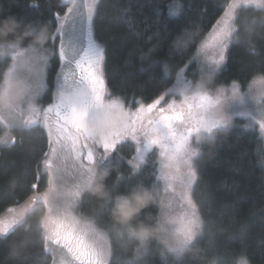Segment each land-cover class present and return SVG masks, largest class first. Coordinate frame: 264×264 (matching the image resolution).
<instances>
[{
    "label": "trees",
    "instance_id": "obj_1",
    "mask_svg": "<svg viewBox=\"0 0 264 264\" xmlns=\"http://www.w3.org/2000/svg\"><path fill=\"white\" fill-rule=\"evenodd\" d=\"M228 1L97 0L93 31L106 49L101 71L107 94L134 107L139 103L147 107L165 95L171 97L173 93L168 90L177 73L186 67L190 77L189 70L197 65L193 56ZM67 7L68 0H0L4 15L12 14L25 23H47L51 28L49 47L53 55L47 65L48 88L40 100L42 104L50 103L53 82L61 69L56 29ZM233 23L240 25L241 34L245 26L252 30V44L249 46L233 33L225 51L226 60L211 73L213 91L234 82L244 88L253 74L264 72V8L241 5ZM185 28L196 34L186 49L176 53L170 42ZM8 63L7 55L0 56V70ZM213 91L209 93L212 97ZM4 130L0 121V134ZM205 130L201 127L191 137L195 150L191 197L200 229L189 251L179 258L156 240L141 241L128 235L110 215L115 198L137 184L154 191L160 199L161 149L147 153L136 173L129 161L137 147L128 139L113 156L114 162L119 160L118 166L102 161L97 164L95 172H108L103 180L107 195L98 198L84 188L77 212L106 236L109 264H236L240 256L247 257L249 264H264V166L260 164L264 137L245 118L237 116L232 117L227 134H205ZM12 134V142H0V216L25 202L46 183L44 153L50 150L46 128L38 123L15 128ZM43 210L37 201L7 232H0V264L54 263L52 253L45 247L40 222ZM156 213L157 208L152 206L141 213V218Z\"/></svg>",
    "mask_w": 264,
    "mask_h": 264
},
{
    "label": "clouds",
    "instance_id": "obj_2",
    "mask_svg": "<svg viewBox=\"0 0 264 264\" xmlns=\"http://www.w3.org/2000/svg\"><path fill=\"white\" fill-rule=\"evenodd\" d=\"M264 8V0H246ZM233 33L237 39H243L251 46L252 30L245 26L243 33L240 25L230 20ZM191 29H182L170 42L174 52L186 49L195 36ZM52 31L47 23L23 22L13 15L0 19V56L11 55L8 65L0 70V120H15L20 112H30L37 107L35 93L45 84L46 66L53 55L49 47ZM211 74L204 75L190 82L184 91L191 94H209ZM236 91L228 98L239 101L246 95L252 104L264 107V72L253 74L248 81L246 94L239 91V83L234 82ZM90 97V91L84 82H62L51 93L50 105L64 110L80 109ZM115 101V103H113ZM211 132L227 134L232 126V117L225 112L222 100L210 105L203 113ZM127 110L118 98L106 100L104 104L88 107L79 123L81 138L90 144L103 145L112 140L126 125ZM207 129L205 134H207ZM264 166V157L260 159ZM108 175L107 170L93 172L83 184L86 190L93 192L98 198L107 195L103 184ZM155 206L157 213L141 218V213ZM116 225L127 230L128 235L138 240H156L177 258L185 255L190 249L191 236H183L175 231L174 217L167 211L157 194L149 188L137 184L128 192L115 198L110 212ZM236 264H249L245 256H240Z\"/></svg>",
    "mask_w": 264,
    "mask_h": 264
},
{
    "label": "snow or ice",
    "instance_id": "obj_3",
    "mask_svg": "<svg viewBox=\"0 0 264 264\" xmlns=\"http://www.w3.org/2000/svg\"><path fill=\"white\" fill-rule=\"evenodd\" d=\"M72 5L63 18L64 21H69L71 26L66 27L64 23H61L60 27L56 29L60 39L59 60L62 68L68 67L69 71L58 72L53 87L69 80L84 82L89 88L90 97L85 104L81 105L80 109L64 110L50 104L43 107V125L47 130L51 149V153H44L46 168L51 166L47 160L48 156L51 154L52 157H56L58 152L72 153L75 159L80 161L81 166L83 163L92 164L97 158L103 163H114L118 166L119 160L114 162L113 156L118 152L119 146L130 137L140 145L136 149V157L129 161L133 173H136L140 170V165L144 163L146 154L154 148L161 149L163 153H175L189 147L193 132L199 131L201 127L207 129L209 133L211 132V126L204 122L203 113L210 105L217 103L220 98L219 96L214 98L210 94L187 95L184 89L190 86V81L181 75L182 69L177 73L176 85L171 91L183 97L182 103L186 105V111H176V102L173 101L168 104L167 109L159 108L158 119H148L147 128L144 127L147 117L144 115L143 107L137 109L135 118H131L127 111L128 120L125 127L112 140L100 145L102 152L98 148L88 145L81 138L79 132L80 120L88 107L104 104L106 100L112 98L106 94L105 79L101 71L106 49L94 37L93 8L95 0L93 3L85 4L86 18L80 13V6L76 4V0H72ZM30 6L35 7L36 5L30 4ZM5 16L7 15L0 12V19ZM230 20L231 16L229 15L224 19L223 27L217 33L216 46L220 49L219 60L215 61L217 65L226 60L224 50L228 47L233 35ZM47 88L48 85L45 83L37 89L35 93L37 107L32 110L33 118L24 120V125H35L40 122L41 108L38 102L46 94ZM236 90L234 84L232 91ZM159 104V99L149 103L147 112L152 113ZM123 106L125 107L124 103ZM137 120L140 121L139 128L136 127ZM182 127L183 130L179 131ZM261 127L264 128V124ZM141 133H143L142 138L138 139ZM53 145H59V149ZM14 223L15 221L12 220L5 224L4 231L7 232ZM44 228L45 239H50L54 244H60L66 248L72 258L79 261L80 264H109L110 250L106 248L103 238L97 234L93 225L81 226V222L75 217L71 221L64 217L55 227L49 228L45 223Z\"/></svg>",
    "mask_w": 264,
    "mask_h": 264
},
{
    "label": "rangeland",
    "instance_id": "obj_4",
    "mask_svg": "<svg viewBox=\"0 0 264 264\" xmlns=\"http://www.w3.org/2000/svg\"><path fill=\"white\" fill-rule=\"evenodd\" d=\"M90 3H93V0H76V4L80 6L79 11L85 18L87 16V8L85 7V4ZM96 3L97 0H95V5ZM241 5L257 6L252 3H247L246 0L228 1L218 19L206 33L205 37L201 40L196 53L193 56V59L195 60L197 65H195V68H193L192 70H189L190 77L186 74V67L182 68L183 72L181 73V75L188 81L191 82L193 80L199 79L204 75L211 74L223 64V62H221L219 65L215 63V61L219 60L220 52V49L216 46L217 33L219 32L220 28L223 27V21L227 16L230 15L231 20L234 22L235 11ZM72 6V0H68V7L65 14ZM65 14L62 16L60 25L61 23H64L66 27H70V22L64 21L63 19ZM225 51L226 49L224 50V53ZM7 56L9 57L10 62L11 55ZM72 67L74 68V65ZM60 71L67 72L69 71V68H62L61 66ZM176 78L177 75L172 87L168 90V92L173 93L171 89L176 85ZM232 89L233 85L228 88L213 91V95L214 97L219 96V98L222 100V105L226 113H228L231 117L237 116L245 118V120L250 125L255 126L264 137V128L261 127V125L264 124V107L259 104H252V102L246 95H242L239 101L229 100L228 98L233 94ZM239 90L240 92L246 94L247 86H245L244 88H241L240 86ZM187 95L191 96V93H187ZM109 97L115 98L112 96ZM173 101L176 102V111H186V105L182 103L183 97L175 93H173L171 97L165 95L163 99H160V104L157 105V108L154 109L152 113H148L147 107H144L140 103L136 104V106L134 107L127 106L123 101L122 102L124 103L125 108L129 112L131 118H135L137 109L141 107L145 109L144 115L147 117V119L144 121V127L147 128L148 119H158L159 108L164 107L165 109H167L168 104L172 103ZM38 104L41 108L39 124L43 125L42 109L49 103L42 104L39 101ZM30 118H33V114L25 111L18 113L15 121L0 120L5 128L3 133L0 134V142L3 144L12 142V130L15 128L31 126L23 124L24 120ZM186 123L187 122L185 121V125ZM136 127H140L139 120H137ZM182 130L183 127L179 131ZM142 135L143 133H141V136L138 137V139H141ZM128 140L134 142L136 147L140 146L136 141L131 140L130 137L128 138ZM192 143H194V140L190 143L189 147L175 153H163L161 152L162 150L159 151L160 157H158V173L159 178L162 182L160 201L163 203L167 211L174 217L175 231L183 236H191L193 239L199 232L200 221L191 197V187L194 180V170L191 162L195 151L194 149H192ZM87 144L98 148L102 152V147L100 145L90 144L88 142ZM53 147L59 149V145H53ZM48 153H51V149ZM136 155L137 153L134 157H136ZM47 160L51 166L49 168H46L45 161L44 169L46 172V183L44 184L42 189L33 192L25 202L13 208V210H11L10 212L4 213L0 216V232L4 231L3 226L10 221H15L18 219L21 220L26 211L33 208L36 202L39 201L44 206V210L42 211V215L40 217L44 237L46 235L44 228L45 223L48 224L49 228H53L58 222L62 221L64 217H67L69 221H71L72 218L75 217L81 222V226L85 224L93 225V227L96 228L97 234L103 238L106 248L110 250L107 238L104 233L100 231V229L97 228L93 223L82 217L77 212L78 200L82 191L84 190L83 184L86 179L90 175H92L97 164L100 163L101 160L97 158L94 163H83L81 166L80 161H77L75 159V156L70 152H58L56 157H52L50 154ZM121 227L122 226H120V228ZM45 242L46 249L52 253V256L54 258L53 264H80V262L74 260L68 253L67 249L62 247L60 244H54L50 239H45Z\"/></svg>",
    "mask_w": 264,
    "mask_h": 264
},
{
    "label": "water",
    "instance_id": "obj_5",
    "mask_svg": "<svg viewBox=\"0 0 264 264\" xmlns=\"http://www.w3.org/2000/svg\"><path fill=\"white\" fill-rule=\"evenodd\" d=\"M36 186V185H35Z\"/></svg>",
    "mask_w": 264,
    "mask_h": 264
}]
</instances>
